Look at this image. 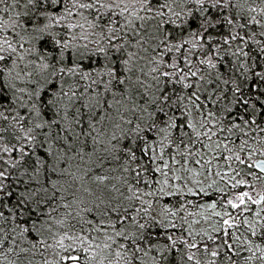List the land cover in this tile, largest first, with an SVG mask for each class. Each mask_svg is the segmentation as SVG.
Returning a JSON list of instances; mask_svg holds the SVG:
<instances>
[{"label":"snow or ice","instance_id":"1","mask_svg":"<svg viewBox=\"0 0 264 264\" xmlns=\"http://www.w3.org/2000/svg\"><path fill=\"white\" fill-rule=\"evenodd\" d=\"M0 264H264V0H0Z\"/></svg>","mask_w":264,"mask_h":264}]
</instances>
